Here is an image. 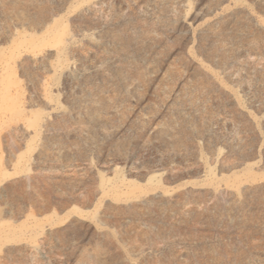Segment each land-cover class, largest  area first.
Returning <instances> with one entry per match:
<instances>
[{
  "label": "rangeland",
  "instance_id": "obj_1",
  "mask_svg": "<svg viewBox=\"0 0 264 264\" xmlns=\"http://www.w3.org/2000/svg\"><path fill=\"white\" fill-rule=\"evenodd\" d=\"M0 264H264V0H0Z\"/></svg>",
  "mask_w": 264,
  "mask_h": 264
},
{
  "label": "water",
  "instance_id": "obj_2",
  "mask_svg": "<svg viewBox=\"0 0 264 264\" xmlns=\"http://www.w3.org/2000/svg\"><path fill=\"white\" fill-rule=\"evenodd\" d=\"M65 210H62V212H64Z\"/></svg>",
  "mask_w": 264,
  "mask_h": 264
}]
</instances>
